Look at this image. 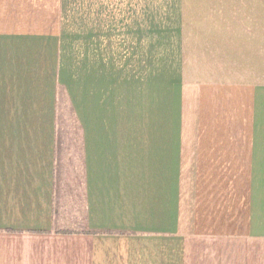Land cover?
Here are the masks:
<instances>
[{
	"label": "crops",
	"instance_id": "1",
	"mask_svg": "<svg viewBox=\"0 0 264 264\" xmlns=\"http://www.w3.org/2000/svg\"><path fill=\"white\" fill-rule=\"evenodd\" d=\"M212 16L0 0V264H264V85L207 62ZM60 90L80 208L58 182Z\"/></svg>",
	"mask_w": 264,
	"mask_h": 264
},
{
	"label": "rangeland",
	"instance_id": "2",
	"mask_svg": "<svg viewBox=\"0 0 264 264\" xmlns=\"http://www.w3.org/2000/svg\"><path fill=\"white\" fill-rule=\"evenodd\" d=\"M186 2L187 5L191 3L197 6H201L202 3L211 8L212 23L221 26L218 35L226 44L219 46L222 49L213 48L212 56L210 50L205 51L207 54L204 53L203 56L207 62L240 73L246 81L264 85V0H186ZM200 17L202 21L203 16ZM191 49L187 48L186 53L189 54ZM59 97L56 129L58 182L66 190V198L80 208V126L69 104L63 99L62 90Z\"/></svg>",
	"mask_w": 264,
	"mask_h": 264
}]
</instances>
